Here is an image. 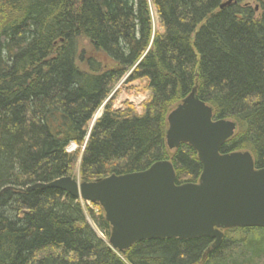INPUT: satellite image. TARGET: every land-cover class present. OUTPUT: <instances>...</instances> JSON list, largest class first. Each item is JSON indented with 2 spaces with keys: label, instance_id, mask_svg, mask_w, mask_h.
<instances>
[{
  "label": "trees",
  "instance_id": "1",
  "mask_svg": "<svg viewBox=\"0 0 264 264\" xmlns=\"http://www.w3.org/2000/svg\"><path fill=\"white\" fill-rule=\"evenodd\" d=\"M151 1L154 34L149 0H0V264H264V228L226 230L206 257L209 237L116 252L99 204L26 191L76 178L77 166L92 182L161 160L177 184L198 182L197 151L166 141L169 113L194 87L215 119L237 124L221 152L249 151L264 167V0ZM141 80L143 111L114 108L116 86Z\"/></svg>",
  "mask_w": 264,
  "mask_h": 264
},
{
  "label": "water",
  "instance_id": "2",
  "mask_svg": "<svg viewBox=\"0 0 264 264\" xmlns=\"http://www.w3.org/2000/svg\"><path fill=\"white\" fill-rule=\"evenodd\" d=\"M227 0L220 8L233 3ZM167 146L191 145L202 172L198 182L176 183L170 160L149 168L110 175L92 182L66 176L36 183L26 191L58 188L75 198L99 204L111 225L109 243L124 252L140 241L202 237L214 241L205 257L221 246L224 231L264 228V167H256L251 152L222 153L223 145L237 130L235 121L215 119L197 87L169 113Z\"/></svg>",
  "mask_w": 264,
  "mask_h": 264
},
{
  "label": "rangeland",
  "instance_id": "3",
  "mask_svg": "<svg viewBox=\"0 0 264 264\" xmlns=\"http://www.w3.org/2000/svg\"><path fill=\"white\" fill-rule=\"evenodd\" d=\"M151 8H152V17H153V30L154 32H158L161 31V26H160V20L158 18V16L156 15V10L153 6V4H151ZM125 81L119 83L115 90L113 91L112 95H110V97H116L114 103H113V107L116 109H123L125 108V103L128 102L130 104H132L133 108H135L138 112H142L143 111V105L144 103L149 99L151 92L150 90L147 88L146 85V81L141 80V81H136L134 83H130L128 85L124 84ZM103 108L104 105L94 114L93 116V120L90 124V128L93 127V125L96 122V115L100 114V116L103 113ZM99 116V117H100ZM97 117V118H99ZM78 147L73 144L72 148L70 147V149L68 150V152H72L75 151ZM172 151V150H170ZM80 163V161H79ZM78 163V164H79ZM76 177L80 180L79 177V166H77L76 169ZM88 206H91L93 209H96L95 207H93L91 204H88ZM90 223L92 224V226L97 230V232L101 234L100 230L96 227L95 223L93 222V220L91 218H89Z\"/></svg>",
  "mask_w": 264,
  "mask_h": 264
},
{
  "label": "bare ground",
  "instance_id": "4",
  "mask_svg": "<svg viewBox=\"0 0 264 264\" xmlns=\"http://www.w3.org/2000/svg\"><path fill=\"white\" fill-rule=\"evenodd\" d=\"M149 2H150V4H149V6H150V14H151V19L153 20V17H152V6H151V4H153L152 3V1L151 0H149ZM153 6H154V8H155V10H156V15L158 16V18H159V15H158V12H157V9H156V7H155V5L153 4ZM256 9H257V7H256ZM153 22V21H152ZM155 32H154V30H153V34H154ZM140 113V112H139ZM100 116V114H97L95 117L97 118V117H99ZM95 181V180H94ZM90 222V221H89ZM109 223V222H108ZM111 226V225H110ZM112 229V228H111ZM96 230V229H95ZM97 231V230H96ZM101 232V231H100ZM99 234V233H98ZM101 234L102 235H100L102 238H104V239H106L105 238V236H104V234L101 232ZM110 234H111V232H110ZM109 238H110V236H109ZM108 243H109V239H108ZM109 245H110V243H109ZM110 247H111V245H110ZM112 249V248H111ZM113 250V249H112ZM114 251H116V252H119V251H117V250H114Z\"/></svg>",
  "mask_w": 264,
  "mask_h": 264
},
{
  "label": "built area",
  "instance_id": "5",
  "mask_svg": "<svg viewBox=\"0 0 264 264\" xmlns=\"http://www.w3.org/2000/svg\"><path fill=\"white\" fill-rule=\"evenodd\" d=\"M71 148H72V147H71ZM69 149H70V148H69ZM69 149H68V150H69Z\"/></svg>",
  "mask_w": 264,
  "mask_h": 264
}]
</instances>
